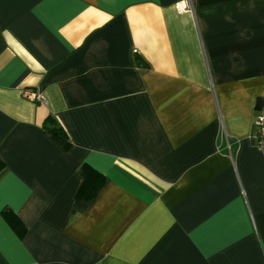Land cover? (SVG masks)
<instances>
[{"label":"crops","instance_id":"0c3cea01","mask_svg":"<svg viewBox=\"0 0 264 264\" xmlns=\"http://www.w3.org/2000/svg\"><path fill=\"white\" fill-rule=\"evenodd\" d=\"M263 111L264 0H0V264H264Z\"/></svg>","mask_w":264,"mask_h":264},{"label":"trees","instance_id":"16d2710c","mask_svg":"<svg viewBox=\"0 0 264 264\" xmlns=\"http://www.w3.org/2000/svg\"><path fill=\"white\" fill-rule=\"evenodd\" d=\"M135 59L137 63H143V58L139 54H136ZM44 131L46 135L63 150H67L70 147L71 142L66 130L62 126L57 125L55 120L50 116H48L45 120ZM3 166V161L0 158V170ZM80 173L82 175L83 182L78 191V196L86 203H91L95 199L100 187L107 182V178L87 164H83L81 166ZM4 214L11 226L16 231L20 232L23 226L19 219L16 216L11 215L8 210H4Z\"/></svg>","mask_w":264,"mask_h":264},{"label":"built area","instance_id":"2783aa9c","mask_svg":"<svg viewBox=\"0 0 264 264\" xmlns=\"http://www.w3.org/2000/svg\"><path fill=\"white\" fill-rule=\"evenodd\" d=\"M187 5L185 2H182V5L180 6V9H187L190 8L192 3H188ZM30 96H32L33 99L44 101V98L35 93H30ZM255 125V140L257 147L261 150L263 154L264 159V111L258 114L254 120Z\"/></svg>","mask_w":264,"mask_h":264}]
</instances>
